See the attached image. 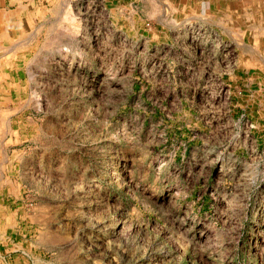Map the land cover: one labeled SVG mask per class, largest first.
Returning a JSON list of instances; mask_svg holds the SVG:
<instances>
[{
  "label": "rangeland",
  "instance_id": "rangeland-1",
  "mask_svg": "<svg viewBox=\"0 0 264 264\" xmlns=\"http://www.w3.org/2000/svg\"><path fill=\"white\" fill-rule=\"evenodd\" d=\"M165 6L1 44L0 264H264V19Z\"/></svg>",
  "mask_w": 264,
  "mask_h": 264
},
{
  "label": "crops",
  "instance_id": "crops-1",
  "mask_svg": "<svg viewBox=\"0 0 264 264\" xmlns=\"http://www.w3.org/2000/svg\"><path fill=\"white\" fill-rule=\"evenodd\" d=\"M57 1L60 0H0V46L10 44L25 33H31L26 29L32 25L34 19ZM105 2L109 9L119 8L132 16L137 14L135 17L138 19L154 18L155 14H149L148 10L153 5L158 9L167 5L165 8L171 9V16L182 20L193 19L211 23L213 19L222 18L264 19V14L260 11L264 9V0H105ZM140 6L143 9L142 15L134 10Z\"/></svg>",
  "mask_w": 264,
  "mask_h": 264
},
{
  "label": "bare ground",
  "instance_id": "bare-ground-1",
  "mask_svg": "<svg viewBox=\"0 0 264 264\" xmlns=\"http://www.w3.org/2000/svg\"><path fill=\"white\" fill-rule=\"evenodd\" d=\"M167 4V3H166ZM245 6V5H244ZM163 7V6H162ZM261 7V6H260ZM162 13V12H161ZM253 27V26H252ZM262 29H264L263 27H261ZM255 32V31H254ZM260 32V31H259ZM253 34H255V33H253ZM262 34V33H261ZM263 35V34H262ZM260 36V35H259ZM255 37V36H254ZM257 40V39H256Z\"/></svg>",
  "mask_w": 264,
  "mask_h": 264
}]
</instances>
